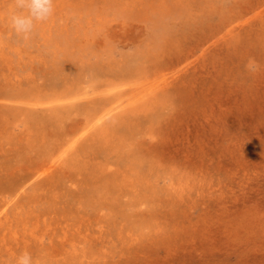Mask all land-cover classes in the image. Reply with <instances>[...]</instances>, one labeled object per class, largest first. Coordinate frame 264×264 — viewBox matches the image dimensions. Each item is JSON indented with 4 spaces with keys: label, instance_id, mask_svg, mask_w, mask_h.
Masks as SVG:
<instances>
[{
    "label": "rangeland",
    "instance_id": "374dc122",
    "mask_svg": "<svg viewBox=\"0 0 264 264\" xmlns=\"http://www.w3.org/2000/svg\"><path fill=\"white\" fill-rule=\"evenodd\" d=\"M26 11L0 0V264H264V0H52L27 40Z\"/></svg>",
    "mask_w": 264,
    "mask_h": 264
},
{
    "label": "clouds",
    "instance_id": "9594fccd",
    "mask_svg": "<svg viewBox=\"0 0 264 264\" xmlns=\"http://www.w3.org/2000/svg\"><path fill=\"white\" fill-rule=\"evenodd\" d=\"M17 7L26 9V14L13 15L12 25L16 32L27 40L34 27V21L46 20L52 14V0H16ZM18 264H32L30 253L25 252Z\"/></svg>",
    "mask_w": 264,
    "mask_h": 264
},
{
    "label": "bare ground",
    "instance_id": "6f19581e",
    "mask_svg": "<svg viewBox=\"0 0 264 264\" xmlns=\"http://www.w3.org/2000/svg\"><path fill=\"white\" fill-rule=\"evenodd\" d=\"M132 103H133V102H132ZM133 104H134V103H133ZM72 144H73V143H72ZM56 154H57V153H56ZM43 171H44V170H43ZM40 172H41V171H40ZM5 205H6V204H5ZM3 206H4V205H3ZM2 210H3V208H2ZM4 210L6 211V208H4ZM4 210H3V211H4ZM2 221H3V220H2Z\"/></svg>",
    "mask_w": 264,
    "mask_h": 264
}]
</instances>
